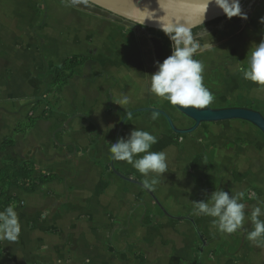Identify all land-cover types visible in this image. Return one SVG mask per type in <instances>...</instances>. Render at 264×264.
<instances>
[{
    "label": "rangeland",
    "instance_id": "1",
    "mask_svg": "<svg viewBox=\"0 0 264 264\" xmlns=\"http://www.w3.org/2000/svg\"><path fill=\"white\" fill-rule=\"evenodd\" d=\"M26 1H30V6L33 7L34 14L30 15L33 17L32 22L30 16L22 17L15 14L11 17L10 11H16L18 8L5 4L6 7L0 8L2 12L0 35H89L90 39L94 37L97 40L102 39L103 35H144L145 33L138 26L83 1L78 5H72L70 0L53 1L64 2L76 12L68 11L64 18L61 17L64 23L59 21L57 24L50 23L45 27L44 23L48 20L46 3L50 1L23 0ZM23 11H28L27 13L30 14L31 10L28 8ZM74 17H80L81 21L85 20L84 25L72 21ZM233 20L209 26L193 37L200 46L193 58L202 62L204 86L214 97L213 102L208 106L227 108L244 105L264 115V90H258L256 85L244 79L242 71L247 65L246 57L250 47H254V43L259 44L261 38L247 26L242 27L240 20L238 23L232 22ZM261 33L264 34V24ZM85 54L91 59L93 55L91 48H88ZM137 60L140 66L137 75L141 82L139 88L137 85L124 87L121 81L111 76L107 80L113 84L106 90L105 102L103 103L102 93H100L101 97L96 99L100 104L95 105V108H98L100 114L107 119L110 132L114 134L108 136L109 145L115 142L121 119L131 111L144 107L164 111L179 129H189L194 125L167 100L148 91L150 76L155 73L156 68L153 61L148 62L144 57L142 60ZM80 73L79 75H84ZM80 82L84 87L88 83L90 85L91 79L86 81L81 77ZM132 88L136 91L133 92ZM101 89L102 87H100L102 92ZM124 95L129 98V103L122 106L123 109L114 102ZM62 103L58 89L51 86L35 100L34 105L43 109L49 106L59 109ZM77 117L89 120L86 115ZM68 120L65 127L70 129L73 120ZM82 122L80 121V124ZM87 127L90 129L87 145L92 146L95 141L103 138L102 131L96 125L95 128L90 124ZM105 127L107 129L106 125ZM105 127L102 126L103 129ZM135 128L149 131L157 137L158 143L152 146V151L166 153L168 169L163 176L155 177L159 183L154 186V190H150L154 197H150L143 188L125 181L124 186H119V178L110 171L109 167L107 165L100 167L101 164L98 163L99 167L94 169L91 175L109 188L108 191L100 192L97 196L94 194L105 203L104 207L95 217L85 215L86 211L82 214L69 211L67 216H63L67 218V224L70 223L71 228L80 224L95 223L93 235L98 236L101 244L107 247L98 255L101 259L105 258L102 264H264V239L253 242L246 238L247 233L254 227L250 219L251 209L260 206V202L264 201L263 134L251 125L231 122L204 124L189 136H176L163 117L156 115L153 119V114H141L129 121L122 138L127 137ZM5 134L6 132L0 131V142ZM228 160L230 166H227ZM115 167L131 179L141 183L145 179L125 161H116ZM257 167H259L260 181L254 182L257 180L255 172ZM238 173H241L239 175L241 177L237 175ZM219 190L232 195L243 193L240 202L246 205L245 221L242 228L235 233H222L212 224V218L193 213L191 202L206 200L214 191ZM70 191L72 192L67 196L71 203L91 204L90 198L86 200L89 189L85 187L76 189L72 186ZM164 211L173 217L192 219L198 231L191 222L169 218ZM86 232L92 233L88 228ZM51 233L54 239L50 243L51 250H54L51 257L68 259L76 255L72 246L64 249L57 247L58 241L66 238L62 227L52 228ZM72 236L69 235L68 240L72 239ZM31 241L34 244L38 242L36 239L33 240V237ZM34 250L35 255H42L41 250L47 251L48 248Z\"/></svg>",
    "mask_w": 264,
    "mask_h": 264
},
{
    "label": "crops",
    "instance_id": "2",
    "mask_svg": "<svg viewBox=\"0 0 264 264\" xmlns=\"http://www.w3.org/2000/svg\"><path fill=\"white\" fill-rule=\"evenodd\" d=\"M49 1L46 3L48 20L44 23L45 27L50 23L57 24L59 21L64 23L61 17L64 18L68 11L76 12L64 2ZM28 2H23V0H5V2H1L0 0V8L2 6L6 7L5 4H10L9 7L18 8L16 11H10L11 17H14L15 14L22 17L33 16V7L30 6L31 2ZM257 3L252 14L247 17L248 20L238 17L229 20L234 19L232 21L234 23H238V20H240L242 27L247 26L249 28V25H251L261 33L263 24L259 21L261 17H264V0H258ZM28 8L31 10L30 14L27 13L28 11H23V9L27 10ZM245 12L246 7L242 8V13L245 14ZM0 15H2V12H0ZM4 16L6 17V15ZM251 18L252 22H250ZM80 19V17H74L72 21L74 20V22H77L76 24L83 26L85 20L81 21ZM30 20L32 22L33 17ZM229 20L221 23L224 24ZM143 34L103 35L102 39L97 40L94 37L90 39L89 35H0V131L6 132L5 137L0 142V170L5 163L10 162L14 167L20 168L25 163L30 162L36 167L35 177L39 178L42 175L54 176L52 181L40 184L32 193H28L16 185H11L6 189L8 199H17L15 211L18 214L21 231L16 240L0 239V264H102L105 261L104 257L102 259L98 257L107 247L101 244L98 236L93 235L95 223L91 225L80 224L75 228H71L69 227L70 223L67 224V218H63V216H67L69 211L75 214H82L86 211L85 215L95 217L104 207L105 203L101 202L96 196L100 192L108 191L109 188L106 185L104 186L98 178L91 175L93 170L99 167L98 163L101 164L100 167L102 165L109 167L110 171L119 178V186H124L125 182L130 183L115 173V171L120 172L115 167L116 161L110 159V145L107 140L110 134H114L110 132L107 119L100 114L95 105L100 104L96 100L100 93L103 94V103L105 102L106 90L113 84L107 80L111 76L121 81L124 87L137 85L139 88L141 82L137 75L140 72L138 70L140 66L137 59L142 60L144 57L148 62L151 60L156 68L153 46L148 35ZM256 35L258 34L256 33ZM88 48H91L93 52L91 59H88L85 54ZM100 57L103 59L101 60ZM72 58H84V62L75 65L71 69L63 86L55 87L54 83L64 63L67 59ZM79 72L84 73V75H79ZM80 76L86 81L91 79L90 85L88 83L87 86L83 87ZM51 86L58 89L63 103L59 109L54 107V111L45 114L46 109L38 108L34 105V102ZM43 87L45 88L43 89ZM100 87H102V92ZM32 90L34 93H32ZM135 91L133 89V92ZM237 107L246 108L244 105H238ZM34 113H36L35 116ZM51 113L53 114L50 115ZM141 114L156 113H136L127 118L119 139L122 138L129 121ZM80 115H86L89 120L77 117ZM30 119L35 121L32 128L23 132L16 131L19 125ZM68 119L73 120L70 129L65 127V124L69 121ZM80 121L83 122L80 124ZM231 122H221L219 124ZM89 124L94 128L95 125L99 127L103 135V138L95 141L92 146L87 145L90 132L87 126ZM119 126L114 143L117 142ZM6 142H10V144L3 147ZM112 161L114 167L111 166ZM227 166H230L229 160ZM255 172L258 178L256 177L257 180L254 182L260 181L259 167L255 169ZM84 173L86 174L84 175ZM72 186L76 189L81 187L89 189L86 200L90 198L91 204L71 203L67 194L72 192L70 191ZM0 209L3 211L1 207ZM96 209L98 210L96 211ZM166 216L169 217L170 215ZM171 218L191 222L194 229L198 231L195 222L190 218L173 216ZM261 220H264V216ZM57 226L63 228L66 237L58 241L59 245L57 247L64 249L72 246L75 256L68 259L51 257V253L54 251L51 250L50 245L54 241L51 231L52 228ZM87 228L92 233H87ZM69 235H73L70 240H68ZM32 237L33 240L38 241L36 244L32 243ZM20 243H22V246H20ZM42 247H47L48 250H41L42 255H35L34 249Z\"/></svg>",
    "mask_w": 264,
    "mask_h": 264
},
{
    "label": "clouds",
    "instance_id": "3",
    "mask_svg": "<svg viewBox=\"0 0 264 264\" xmlns=\"http://www.w3.org/2000/svg\"><path fill=\"white\" fill-rule=\"evenodd\" d=\"M70 3L78 5L81 0H70ZM212 3L222 10L228 19L238 17L247 20L246 14L242 13L239 0H231V2L230 0H204L201 4L208 10ZM259 22L264 24V17H261ZM160 26L171 41L172 54L162 63L157 62V70L150 76L148 91L167 100L169 104L181 108L207 107L213 102L214 97L204 86L202 62L193 58L200 46L193 40L190 28L184 27L181 23ZM253 45L255 46L250 47L246 57L247 65L242 70L243 78L256 85L258 90H264V39L259 44ZM114 103L122 107L129 103V98L124 95ZM130 115L131 113L127 114V116ZM155 118L156 114H153V119ZM156 143L158 140L155 135L135 128L127 137L110 144V159L130 164L145 177L142 186L145 189L154 190V186L159 183L155 177L163 176L168 169L166 153L151 150ZM242 198L243 193L232 195L219 190L214 191L206 200L191 203L195 215L212 218V224L218 231L232 234L240 230L245 221L246 205L240 202ZM261 216H264V201L260 202V206L251 209L250 219L254 227L246 236L250 241L258 242L264 239V220L260 219ZM20 231L21 226L14 206L9 205L0 211V239L16 240Z\"/></svg>",
    "mask_w": 264,
    "mask_h": 264
},
{
    "label": "water",
    "instance_id": "4",
    "mask_svg": "<svg viewBox=\"0 0 264 264\" xmlns=\"http://www.w3.org/2000/svg\"><path fill=\"white\" fill-rule=\"evenodd\" d=\"M97 9L109 13L110 15L146 29L161 30V26L168 23H181L184 27L190 28V31L200 28L206 24L218 19H224L226 16L222 10H219L214 3L210 4L207 10L201 3L204 0H81ZM246 0H239L240 5ZM231 2V0H230ZM207 11V12H206ZM206 12V13H205ZM205 13V17L203 19ZM249 28L256 32L262 39V35L257 29L249 25ZM178 112L193 122V127L189 129L177 128L170 116L164 111L156 108H143L131 112V115L142 112L156 113L161 115L167 121L170 129L176 135H190L194 133L203 124L241 121L248 123L258 129L264 136V116L256 110L243 107L228 108H210L202 109L181 108L173 105ZM127 116V115H126ZM122 119L117 141L119 139L122 127L127 118ZM111 166L114 167L112 161ZM115 173L122 179L142 187L151 197L154 195L149 189H145L142 183L129 179L117 171ZM164 214L168 215L166 211ZM171 218V216H169Z\"/></svg>",
    "mask_w": 264,
    "mask_h": 264
},
{
    "label": "trees",
    "instance_id": "5",
    "mask_svg": "<svg viewBox=\"0 0 264 264\" xmlns=\"http://www.w3.org/2000/svg\"><path fill=\"white\" fill-rule=\"evenodd\" d=\"M258 0H246L241 4V9L246 7V16L252 14L254 6L258 3ZM228 18L218 19L214 22L206 24L200 28L194 29L191 31L192 38L202 29H205L209 26L219 24ZM248 20V19H247ZM141 30L145 31L146 35H148L149 41L153 46L154 57L156 64L157 62L162 63L164 59L172 54L171 41L164 34L163 31L154 30V29H146L143 27H139ZM84 62V58H72L67 59L64 63V66L56 79L54 86L60 87L65 83V79L68 77L71 69L78 64H82ZM55 108L53 106H49L45 110V114L50 111H54ZM35 124L34 120H28L27 122L22 123L18 126L17 132H23L29 128H32ZM10 144V142H6L3 147ZM36 167L34 164L28 162L22 165L20 168L14 167L10 162L5 163L3 168L0 170V207L4 210L7 206H14V210L17 206V199H8L6 197V189L11 185H16L22 188L24 191L28 193H32L35 191V188L40 184L50 182L54 179L53 175H42L39 178L35 177Z\"/></svg>",
    "mask_w": 264,
    "mask_h": 264
}]
</instances>
